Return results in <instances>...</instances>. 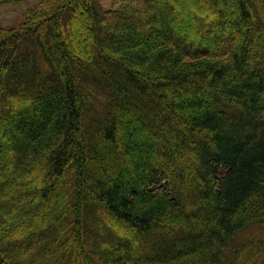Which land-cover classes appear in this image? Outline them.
<instances>
[{"label":"trees","instance_id":"1","mask_svg":"<svg viewBox=\"0 0 264 264\" xmlns=\"http://www.w3.org/2000/svg\"><path fill=\"white\" fill-rule=\"evenodd\" d=\"M110 2L0 27V264H264V0Z\"/></svg>","mask_w":264,"mask_h":264},{"label":"rangeland","instance_id":"2","mask_svg":"<svg viewBox=\"0 0 264 264\" xmlns=\"http://www.w3.org/2000/svg\"><path fill=\"white\" fill-rule=\"evenodd\" d=\"M38 1L0 0V27L17 26L25 19L28 8L34 6ZM100 2L103 7H108L107 9H111L113 5L110 0H100Z\"/></svg>","mask_w":264,"mask_h":264}]
</instances>
